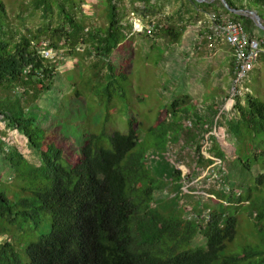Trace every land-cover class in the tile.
<instances>
[{"label":"trees","instance_id":"1","mask_svg":"<svg viewBox=\"0 0 264 264\" xmlns=\"http://www.w3.org/2000/svg\"><path fill=\"white\" fill-rule=\"evenodd\" d=\"M105 1V27L89 24L85 16L81 17L85 0H35L34 7L41 12L43 24L37 29L15 32L8 22L6 5L0 0V116L21 131L40 156V165L36 166L15 148L4 154L15 181L33 188L31 199L17 201L0 188V220L20 228L28 225L30 232L45 228L37 240L27 244L25 257L10 241L0 242V264H264V250L246 247L239 253L224 255L228 244L235 240L238 211L244 196L234 187L229 173L225 176L223 164L227 151L218 148L221 139L214 132L219 126L214 118L217 113L205 118L194 112L196 126L211 132L216 142L212 147L215 151L208 158L199 153L198 161L220 163L222 167L218 172L223 174L224 183L215 192L218 196L215 203L206 206L198 202V206L209 209H198L193 211L195 217H186L178 203L183 187L181 170L174 172L176 191L169 201L156 199L155 193L167 183L154 172L144 152L136 150L140 134L134 117L129 119L126 132L116 130L107 135L102 131L88 135L73 163L64 160L61 144L55 138L50 140L38 116L28 112L52 90L58 75L56 61L45 58L43 49L74 56L83 47L98 68L93 72L96 80L107 85L103 91L108 100L115 97L114 92L120 97L125 95L128 72L116 66L112 58L122 49L133 25L124 22L123 0ZM129 1L142 19H150L142 33L152 28L150 33L155 36L180 40L183 26H175L176 15H161L162 7L156 0ZM191 1L202 8L205 19L210 13L228 15L255 35L253 29L258 26L253 19L230 12L221 0ZM226 1L233 8L254 10L250 5L236 7L235 0ZM243 1L264 7V0ZM183 12V8L177 11L179 17ZM207 33L214 38L209 30ZM231 73L233 76V58ZM76 95L80 96L78 91ZM229 98L230 93L227 100ZM188 99L182 98L183 104L188 103ZM178 101L171 104L165 116L182 112L183 117L185 114L188 117V107H180ZM226 105L225 102L224 108ZM234 108L236 116L226 123L239 143L246 146L249 143V151L255 159L250 157L241 162L251 168L264 162V103L248 93L244 98L237 97ZM175 125L178 128L177 123L171 122L169 130ZM156 129V125L150 128L153 132ZM167 135V130L163 136L158 134L165 144ZM172 139L174 143L177 140ZM255 145L261 147L260 152H256ZM168 150L165 145L164 152ZM4 151L0 135V153ZM256 182L255 188L263 186L264 172L257 175ZM205 210H209L208 218L203 216ZM45 212L51 216L47 227H43ZM256 216L261 219L264 211ZM198 234L203 235V245L194 244ZM254 256L260 260L253 262Z\"/></svg>","mask_w":264,"mask_h":264},{"label":"rangeland","instance_id":"2","mask_svg":"<svg viewBox=\"0 0 264 264\" xmlns=\"http://www.w3.org/2000/svg\"><path fill=\"white\" fill-rule=\"evenodd\" d=\"M3 1L13 31L37 29L43 24L41 12L34 7L35 0ZM105 2L85 0L81 17L85 16L89 24L105 27ZM174 3L176 2H170L166 12L171 13L175 9ZM234 3L236 7L250 5L261 16L264 24V7L243 0H235ZM123 6L124 22L132 24L133 30L112 60L116 66L120 65L128 72V79L124 82L125 95L120 97L114 92L115 97L108 100L103 91L107 85L104 81L96 80L93 72L98 68L94 67V58H89L83 47L74 56L53 51V57L49 59L56 61L58 75L54 78L52 90L46 92L28 112L38 116L39 123L45 128L50 140L55 138L61 144L64 160L69 159L73 163L79 157L81 146L88 135L102 131H106L107 135L116 130L126 132L129 129V119L134 117L140 134L136 150L144 152L154 172L167 183L155 193L156 199L169 201L176 191L174 172L181 170L180 182L183 187L178 203L184 209L186 217H193V211L205 208L198 206V202L206 206L215 203L218 199L215 192L224 183L223 174L218 172L216 165L198 161L199 153L208 158L215 151L212 147L216 142L213 141L211 132L207 133L200 125L199 128L196 126L194 112L205 118L217 113L214 118L219 126L215 131L214 128L212 130L221 139L220 144H217L218 148L222 147L227 151L223 164L225 176L229 173L234 187L244 196L238 211L235 240L228 244L224 255L239 253L246 247L263 251L264 217L258 219L256 215L259 211H264V184L255 187L257 175L264 172V162L251 168L244 167L241 159H255V156L249 151V143L247 146L239 143L226 123L227 119L237 113L234 107L224 108L225 102H228L232 78V50L229 44L225 38H212L207 33L204 15L199 14L183 17V21H193L195 26L182 31L184 36L179 41L166 35L155 36L150 33L152 28L145 29L147 33H142L135 29L136 23H141L146 28L150 19H142L129 0H123ZM245 16L251 18L249 14ZM243 23L245 24L244 20ZM253 31L259 37L264 36V30L259 27ZM249 85L253 95L264 103V56H259ZM76 91L80 96L76 95ZM184 97L189 98L186 104H183ZM176 99H179L180 107H188V117L187 114L183 117L182 112L165 116ZM242 102L245 103L244 100ZM171 122L177 123L178 128L175 125L172 131L169 130ZM155 125L157 129L153 132L150 128ZM166 130L168 138L165 144L158 134L163 136ZM0 135L5 148L3 154L0 153V188L5 189L7 196L13 201L19 198L31 199L33 187L25 182L15 181L4 154L15 148L31 164L38 166L39 152L30 146L21 131L13 128L2 116ZM172 137L177 139L175 143ZM165 145L169 148L167 152H164ZM255 149L260 152L261 147L255 145ZM23 187L26 188L24 191ZM249 188H252L250 192ZM226 201L227 199L224 200ZM42 217L43 227H47L51 220L50 213L45 212ZM28 227L25 225L20 228L0 220V242L10 241L25 257L27 244L31 240H37L45 232V228L30 232ZM204 242L202 234H198L194 240L196 245H203ZM255 260H260V257L254 256L252 261Z\"/></svg>","mask_w":264,"mask_h":264},{"label":"built area","instance_id":"3","mask_svg":"<svg viewBox=\"0 0 264 264\" xmlns=\"http://www.w3.org/2000/svg\"><path fill=\"white\" fill-rule=\"evenodd\" d=\"M206 23L214 39L221 40L225 38L232 50L233 76L230 81V98L226 105L230 109L235 106L237 97L243 98L246 94L252 93L249 85L251 73L258 62L259 56L264 54V36L251 35L242 22L234 21L217 13L208 14ZM135 29L142 32L144 26L141 23H136ZM41 52L45 58L53 57V50L43 49ZM214 165L217 166L218 170L222 167L220 163ZM203 216L208 218L209 210H205Z\"/></svg>","mask_w":264,"mask_h":264},{"label":"crops","instance_id":"4","mask_svg":"<svg viewBox=\"0 0 264 264\" xmlns=\"http://www.w3.org/2000/svg\"><path fill=\"white\" fill-rule=\"evenodd\" d=\"M208 1L213 2L214 0H208ZM156 2L158 3L159 6L162 7L161 10L162 13H160L161 15H176L175 17L177 24L175 26H183V31H185L186 28H192L193 26H195V23H193V21H191L190 23L183 21L184 16H188L189 14L203 15L202 8L193 4L191 0H156ZM170 2H176L174 3L176 4V7L171 13H169L168 11L166 12V10L169 9ZM180 8L184 9V12L182 13V17H179L180 15L177 13V11ZM182 36H184V34Z\"/></svg>","mask_w":264,"mask_h":264},{"label":"water","instance_id":"5","mask_svg":"<svg viewBox=\"0 0 264 264\" xmlns=\"http://www.w3.org/2000/svg\"><path fill=\"white\" fill-rule=\"evenodd\" d=\"M199 2H205L208 0H198ZM222 3L226 6V8H228V10L234 14H244L247 15L249 14L251 16V18L253 19V21L255 22V24L264 30V24L262 23V19L261 16L254 10H250V9H240V8H233L231 7L226 0H221Z\"/></svg>","mask_w":264,"mask_h":264}]
</instances>
